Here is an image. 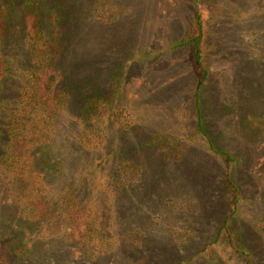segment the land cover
I'll return each mask as SVG.
<instances>
[{"label":"rangeland","instance_id":"obj_1","mask_svg":"<svg viewBox=\"0 0 264 264\" xmlns=\"http://www.w3.org/2000/svg\"><path fill=\"white\" fill-rule=\"evenodd\" d=\"M10 73L0 100V245L27 246L10 264H264V0H0ZM38 15L36 33L26 10ZM204 22L209 78L200 91L187 41ZM63 74L52 116L31 100L34 70ZM109 98V113L82 107ZM108 99V100H109ZM12 130L27 140L9 154ZM234 225L247 256L213 243ZM38 194L66 214L71 196L93 237L51 231L31 214ZM70 197V198H71Z\"/></svg>","mask_w":264,"mask_h":264},{"label":"trees","instance_id":"obj_2","mask_svg":"<svg viewBox=\"0 0 264 264\" xmlns=\"http://www.w3.org/2000/svg\"><path fill=\"white\" fill-rule=\"evenodd\" d=\"M6 7L0 4V100L4 89L5 81L10 73L9 62L4 54L3 44L5 40L6 31L8 28V14ZM38 15L35 14L30 8L26 10L25 28L29 36L33 37L36 33V23ZM194 29L190 35L187 44L191 46L193 53L194 68L198 78V87L196 93L197 101V115L198 125L200 132L210 141L213 150V142L208 137L202 111L200 109V91L209 78V70L204 59V22L200 13L194 16ZM63 79V74L57 68L45 64L37 67L31 79V100L35 110L42 112L45 115H54L63 105L62 94L60 90V82ZM109 98L103 96L89 99L82 107L83 119L98 121L104 115L109 113V105L107 101ZM11 138L8 145L9 154L13 156H24L27 140L24 134L17 133L12 130ZM219 152L218 150H216ZM223 153V152H219ZM224 154V153H223ZM226 157L227 165L230 167L233 157L224 154ZM71 197V196H70ZM69 197L68 202L64 205L66 214H48L52 213V208L48 200L41 194L33 196L30 200V209L32 216L40 219L44 226L51 231L65 230L71 237L79 240H91L93 237L94 229L91 227V219L89 214H86L83 207L79 205V200ZM241 201V194L236 185H230L229 196V212L223 224L218 229L216 238L213 243H219L225 247L229 252L239 256H247L248 250L245 246L242 236V230L234 225V218L238 211ZM27 246L23 242H18L12 239L8 244L0 245V264H10L7 254L22 253L26 250Z\"/></svg>","mask_w":264,"mask_h":264}]
</instances>
